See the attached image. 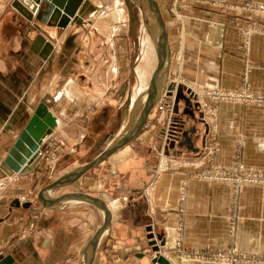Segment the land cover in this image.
Returning <instances> with one entry per match:
<instances>
[{
	"label": "crops",
	"instance_id": "obj_1",
	"mask_svg": "<svg viewBox=\"0 0 264 264\" xmlns=\"http://www.w3.org/2000/svg\"><path fill=\"white\" fill-rule=\"evenodd\" d=\"M190 1L180 8L183 17H176L165 10L170 0H159L163 15L167 13L168 83L180 78L218 91L243 85L263 91L264 34L254 35L244 48L242 30L249 23L264 28L263 15L249 16L243 11L246 3L264 0H226L223 10ZM105 2L85 0L82 14H78L80 22L73 20L66 28L40 24L56 38L54 50L45 59L40 55L43 50L34 46L35 21L17 10L14 0H0V165L13 152L22 156L21 151H14L16 143L43 102L63 123L56 136L66 151L53 182L74 176L91 161L89 155L98 141L104 144L102 154L124 140L129 129L134 130L138 115L135 102L130 103L131 89L126 84L123 90L117 89L120 69L113 12L119 0L113 5ZM102 12L110 21L98 20ZM148 23L158 29L152 20ZM103 45L109 48L101 51ZM102 91L107 95L102 96ZM168 99L149 116L147 131L113 151L75 183L46 193L54 198L85 193L105 201L111 218L96 250L91 242L103 226L106 212L97 202L75 195L45 211L11 208V201L0 203L1 257L11 256L17 264H160L153 262L149 252L148 230L152 227L162 234L165 226L182 227L186 253L202 254L201 258L177 256V264H216L206 257L234 247L264 253V187L244 186L235 207L230 184L193 176L189 171L195 160L196 136L166 147L165 164L158 174V151L165 144L163 131L173 101ZM216 106L215 164L231 167L240 162L245 169L264 171V102L222 100ZM181 108L182 104V114ZM169 161L182 167L167 169V163L172 165ZM17 173L0 175V194L9 196L14 190L11 200L28 194L40 177L35 167L16 181L11 176ZM153 180L149 194L144 195ZM182 192L185 200L180 202ZM233 213L239 222L232 237L229 221ZM175 241L169 240V246Z\"/></svg>",
	"mask_w": 264,
	"mask_h": 264
},
{
	"label": "rangeland",
	"instance_id": "obj_2",
	"mask_svg": "<svg viewBox=\"0 0 264 264\" xmlns=\"http://www.w3.org/2000/svg\"><path fill=\"white\" fill-rule=\"evenodd\" d=\"M15 1L16 0H14V3ZM114 1L115 0H107V2L105 3L106 5H110V4L113 5ZM146 1L148 4H150L148 0ZM155 1L157 2L160 8V12L166 24V19L164 15H166L167 13H164L163 15L162 9L159 4V0H155ZM193 1H196L200 4L209 5V6H212V5L218 6L217 8H219L220 10H223L224 9L223 6L226 4V0H193ZM28 2L30 4H33L31 3L32 0H28ZM190 2H191L190 0H170L168 8L166 9L164 8V9L170 10V12H172L177 17L178 15H180V8L182 7V5H187ZM147 3L144 0H119V3H118L119 5H117L116 9L113 12V18L115 22H116L115 20L116 12L120 13V17H119L120 21L116 22V25L114 24L115 31H113L114 32L113 35L116 34V37H115L116 44L115 45H116V49H117L116 51L118 53V60H119L118 67L120 69V75L117 81V89L123 90L125 84L127 86V90L131 89L132 98L130 100V103L135 102L136 115H138L135 117L134 129H136L142 122V116H143L144 107L146 104L145 102L147 98L148 89L150 87V81L157 67L158 57H159L158 49H159V36L160 35H159V31L157 27H155V29H152L150 25L149 26L147 25V22L151 21L149 20L150 17L148 16V14H146L148 12L147 9L149 10L148 8L149 5ZM250 3L264 4L263 2H248L244 5L243 11L249 14V16H252L254 14L262 15L261 12L252 10L251 8L247 7V5ZM83 4L85 5V1ZM140 5L142 6V8L144 7L143 14H142V8H140ZM83 7H81V9H83ZM80 11L82 14L83 10H80V7H79L77 11L79 15H80L79 13ZM104 13L105 12H102L100 14L99 19L98 18L97 19L100 21H106V20L110 21V18L108 19L106 18L107 15L103 16ZM168 14L170 15V13ZM34 16L36 17V13H34ZM153 16L154 14H152L151 18H153ZM180 16L183 17L182 15ZM76 18L77 20L75 23L77 24L80 22L81 19H78L79 16ZM145 19H146V22L144 23ZM167 19H170V17ZM29 21H35L34 27L38 31L37 33L38 35L41 30L37 29V25L39 26L41 23L36 22L35 18L33 20L29 19ZM179 22L182 23L180 18H179ZM42 25H45L47 27H57L58 28V26H49L47 24H42ZM40 28H41V25H40ZM166 28H167V24H166ZM259 28L262 29L261 32L259 31ZM59 29L61 28L59 27ZM42 30L45 31L50 36V40L51 42L54 43V48H55L56 38L50 35V31H49L50 29L49 30L42 29ZM167 33H168V29H167ZM256 34L258 35L264 34V28L260 27L259 25L251 24V23L247 24L243 28L242 45L244 48H247V46H249L251 42V38ZM103 36L99 38L104 41L105 36L104 37ZM169 47H170V44H169ZM107 48L109 47L106 45H103L100 49L101 51H104ZM170 57L171 55L169 56L168 62L170 61ZM168 67H169V63L166 67L167 69L164 68L160 74V77L158 79V85L160 84L159 85V98L156 99L155 103L153 104L150 110V114H149L150 116L153 110L156 108V106L159 107L160 103H162L160 105H163L165 100H169L168 98H172L171 99L173 100L172 107L171 109H169L171 113L170 120L165 125V129L163 131L164 139H165V144H164L165 147L163 146L162 148H159V151H158V155L160 158L159 165L156 169L158 174L160 173L159 171L160 166L161 165L164 166L165 164L164 160L166 157V153H165L166 147L171 148L170 145L172 143H176V140L180 141V139L183 138L181 136V133H184L187 131V134H186L187 137L196 136L197 138L195 148L192 149L193 151L192 153L195 154V160L192 162L191 170L189 171L193 176H196L210 183L211 182H225V183L227 182V181H222V180H208L204 178L202 175L204 174V171L206 170L205 168H209V169L217 168V170L232 168L230 171H239V173L241 174H245L249 172H257V173H261L264 175V171L259 170V169H248V168L245 169V166L243 164H240V162H238V164L233 165L231 167H225V166L215 164L214 157H213V155L218 151V142L216 138L219 133V124L217 121V106L216 105L222 100H233V101H244V102H264V90L263 91L255 90L251 86L243 85V86H240L239 88L221 89V90L219 89L218 91V89L214 88L213 90V88L207 87L203 83L190 82L189 80L180 79V78L175 80L174 82L168 83V80H167V71L169 69ZM60 79L62 78H58V80ZM179 88L182 89L183 95H185L186 98L189 99L188 103L190 102V105L188 107H187V103L183 99H180L178 103H176L175 101L176 91ZM103 91H102V94L101 93L100 94L102 96L107 95V92H103ZM229 93H238V95H240L241 93L243 95L242 96L243 98L238 99L235 97H229L227 96ZM251 95L253 97H250ZM258 96H262L263 98L258 99ZM45 104L47 105V103ZM181 104H182V108H181L182 114L180 113ZM200 114H202V116H200ZM149 118L146 120V123L142 126L138 134L132 138V140L136 138L139 134L149 129V128H145L146 126H148ZM56 122H57V127L53 129V131L50 134L44 137L42 142L38 145V148L36 149L34 153V154H37V157L33 159V162L31 164H29L28 162V164L26 165L30 169L35 167L36 172L40 174V177L38 178L36 177L35 179V184H34L33 189H31L28 194L19 195L17 198H14L13 200H11V198L13 197V194L15 192L14 190H11V194L9 196L4 195L5 193H1L0 203H3V202L9 203V201H11V204H10L11 208L23 207V208L29 209V208L36 207V208H39V211H45L49 207H51V205L48 207L43 205V203L40 200V195L42 193L45 197H47L46 193L48 191L54 190L53 187L50 189H48V187L54 184V182L58 180L54 182L50 180L52 179V177L59 174L58 166L61 164L65 151H66V147L64 143L60 140L58 136H56V132L58 131V128L63 124L62 120L56 116ZM58 123L60 125H58ZM191 126H193L194 131H190ZM128 132L132 134L134 130L131 131L129 129ZM126 134H127V131L125 135ZM130 134H128V136ZM132 140H130V142ZM185 145L187 146L189 144H185ZM185 145H183V147H185ZM102 146H104V144H100L99 141L96 144H94L93 151L91 152V155H89L88 159L93 161L97 158V156L100 157L103 154V153L99 154L100 151L102 150ZM185 148L190 149L188 148V146ZM108 156L109 154L105 155L100 160V162L96 164V166L100 164L101 162H103ZM4 162L0 165V172L2 173L0 175L2 176L4 174L7 175V172L2 168V165L4 164ZM171 164L172 165L170 166L167 163V166H168L167 169L169 168L179 169L182 167V164H179L177 162L175 163L174 161H172ZM24 174H28V171H25L23 173L19 172L17 174L12 175L11 177L17 181L21 179V177ZM82 176L74 180L72 183H75L76 181H78ZM244 182L245 183L241 185L240 188L238 189H236L235 186L233 187L230 184L231 189H232V194L234 197L235 207H236L237 200L239 198L241 189L244 186L257 185V186L264 187V184L254 183V182H251V180H244ZM153 183H155L154 180L151 182V184H149L144 189L143 191L144 195L149 194L147 192L151 188V185H153ZM60 196L61 194H59L57 198ZM47 198H54V197H47ZM16 200L19 201L20 206L16 205ZM148 200H152V197L148 196ZM184 200H185V192H182L180 195V202H183ZM59 202L60 201H58V203ZM26 203H30V206H23ZM154 212L155 211H153L152 214ZM35 218H37V216ZM238 222L239 221H238L237 214L233 213L229 221V231L232 237L236 233ZM168 227L172 229V233L170 232L168 234V229H167ZM233 227H235V230L232 229ZM153 233L156 234L152 230V227L149 228L148 235L153 234ZM156 235H158L159 238H155V237L153 239L148 238L149 241L157 239L158 241L157 243L160 248L158 251H153L152 246L148 244V249L150 250L149 252H151L152 254V259L156 256L157 252H160V254L164 255L169 260L170 264H177L174 261L175 258H177V256L183 257L184 255H191L192 257H196V258L202 257V254H200V252H194L191 254L186 253V250L182 243V227L173 228L171 226H165L163 233L156 234ZM173 238H175L176 241L173 246H169L168 244L169 240ZM162 239L166 240L165 245L159 244ZM219 252H224V253L228 252L229 256L231 257L232 262L222 263V262L212 261L213 257L219 254ZM2 254L3 252L0 251V261L3 258L1 257ZM263 257H264V253L247 252L245 250L236 249L234 247L228 250H221V251L219 250L217 252L211 253L206 257V259L216 264L217 263L219 264H260L259 262H262L264 260Z\"/></svg>",
	"mask_w": 264,
	"mask_h": 264
},
{
	"label": "water",
	"instance_id": "obj_3",
	"mask_svg": "<svg viewBox=\"0 0 264 264\" xmlns=\"http://www.w3.org/2000/svg\"><path fill=\"white\" fill-rule=\"evenodd\" d=\"M84 1L85 0H32L31 3L33 4H30L28 0H16L14 5L28 19L33 20L35 18L36 22H40L41 24H47L49 26H58L62 29L64 28V26L69 25L73 20L75 21L77 20L76 17L79 16L77 11L79 7L83 5ZM148 1L150 2L152 10L156 15V19L160 27L159 57H158L157 67L150 81V87L147 93V98L145 102L146 104L142 116V122L136 129H134V132L132 134L126 136V138L122 140L120 143L112 145L105 152H103V154L100 157H97L95 160L89 162L88 164L80 168L74 174V176L60 179L54 182V184H52L51 186H49L48 189L52 187L55 188L57 186H62L72 183L74 180H76L77 178L82 176L85 172H87L90 168L96 166V164L100 162V160L105 155H108L113 151L117 150L118 148H120L121 146L129 143L130 140H132V138L138 134L142 126L146 123V120L149 118L150 110L153 104L155 103L156 99L159 98L158 79L160 77L162 70L169 63L168 60L170 56V47H169L166 24L160 12V8L155 0H148ZM34 13H36V17L34 16ZM37 29L41 31L39 32V34L35 39L34 46L36 49L43 50L40 53V55L43 58H47V56H49L50 53L54 50V43L51 42L50 36L45 31H43L40 28V26L37 25ZM76 79L77 78H72V80L77 82ZM180 99L185 100V102L187 103V107L190 105V102L188 103L189 99L186 98L185 95H183L181 88H179L176 91V95H175L176 103H178ZM200 116H202V114H200ZM56 123H57L56 116L49 110L48 106L45 103H41L35 109L34 114L30 118V120L26 123L22 131V134L19 137V141L16 143L14 151H18V150L21 151L23 153L22 156L18 157L14 154V152L11 153L10 156L5 160L4 164L2 165V168L8 174H13V172H21L24 169L23 167H25L28 164V162L29 164H31L33 162V159L37 157V154L34 153L38 148V145L42 142L44 137H46L48 134H50L53 131V129L56 128L57 125ZM190 131H194L193 126H191ZM186 134L187 131L181 133V136L188 140ZM26 146H27V151L24 152V148ZM0 174L2 173L0 172ZM75 195L77 196L81 195L94 202H97L106 212L104 215V224L100 228V230L96 233V235L94 236L91 242V244L95 243L94 245L96 250L98 245L101 243L100 242L101 237L104 234L107 225L110 223V218H111V212L103 200L85 193H71V194H67V196L58 197V198H47L41 193L40 200L44 206L48 207L53 203H57L58 201L63 200L65 197H70ZM16 205L20 206L18 200H16ZM23 206H30V203H26ZM154 237L159 238V236L154 233L148 235V238L153 239ZM157 242H158L157 239H155V240H150L148 243L150 246H152L153 251H158L160 249ZM165 243L166 240L162 239L159 244L165 245ZM153 262L155 263L158 262L160 264H170L169 260L164 255L160 254V252H157L156 256L153 258ZM0 264H17V263H15V261L11 256H6L1 259Z\"/></svg>",
	"mask_w": 264,
	"mask_h": 264
},
{
	"label": "built area",
	"instance_id": "obj_4",
	"mask_svg": "<svg viewBox=\"0 0 264 264\" xmlns=\"http://www.w3.org/2000/svg\"><path fill=\"white\" fill-rule=\"evenodd\" d=\"M247 7L251 8L252 10L259 11L262 13V15H264V4L250 3L247 5ZM259 31L261 32L262 29L259 28ZM249 33H250V31H249ZM227 96L235 97L238 99L243 98L242 97L243 95L241 93H240V95H238V93H229ZM250 97H253V96L251 95ZM262 98H263L262 96H258V99H262ZM205 169L206 170L204 171V174L202 175L204 178H206L208 180L227 181V183L231 184L233 187L235 186L236 189L240 188V186L245 183L244 180H251V182H254V183L264 184V175L261 173L249 172V173L241 174V173H239V171H230L232 168L223 169V170H220V169L217 170V168H212V169L205 168ZM167 229H168V234L170 232L172 233L171 228L168 227ZM170 229H171V231H170ZM232 229L235 230V227H233ZM212 261L222 262V263L225 261L228 263L232 262L231 257L229 256L228 252L227 253L219 252V254H217V255H215V257H213ZM259 263L264 264V260L262 262H259Z\"/></svg>",
	"mask_w": 264,
	"mask_h": 264
},
{
	"label": "bare ground",
	"instance_id": "obj_5",
	"mask_svg": "<svg viewBox=\"0 0 264 264\" xmlns=\"http://www.w3.org/2000/svg\"><path fill=\"white\" fill-rule=\"evenodd\" d=\"M146 3H147V1L146 0H144ZM148 4V3H147ZM149 6H148V8H149V10L147 9V11L149 12H147L146 14H148V16L151 18V15L152 14H154V16H153V18H151V20L153 21V22H155L156 24H157V26H158V31H159V35H160V27H159V24H158V21H157V19H156V15H155V13L153 12V10H152V7H151V5L150 4H148ZM119 17H120V13L119 12H116V14H115V20H116V22H119L120 21V19H119ZM147 25L149 26L150 24L147 22ZM68 26V25H67ZM67 26H64V28H66ZM158 54H159V49H158ZM167 67V66H166ZM165 67V69H167ZM163 75V74H162ZM165 78V77H164ZM165 82V81H164ZM160 83V82H159ZM160 85V84H159ZM163 87V86H162ZM161 88V87H160ZM57 124V123H56ZM58 125H60L59 123H58ZM56 127H57V125H56ZM30 168H26V169H24V170H26V171H28ZM23 172H25V171H21L20 173H23ZM19 173V172H18ZM226 262V261H225Z\"/></svg>",
	"mask_w": 264,
	"mask_h": 264
}]
</instances>
